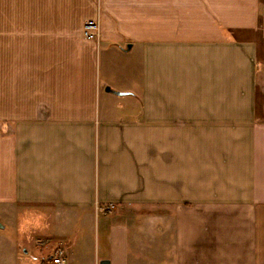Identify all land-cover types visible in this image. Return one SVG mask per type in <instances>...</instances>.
<instances>
[{"label": "crops", "instance_id": "0c3cea01", "mask_svg": "<svg viewBox=\"0 0 264 264\" xmlns=\"http://www.w3.org/2000/svg\"><path fill=\"white\" fill-rule=\"evenodd\" d=\"M6 229L0 264H264V0H0Z\"/></svg>", "mask_w": 264, "mask_h": 264}, {"label": "built area", "instance_id": "2783aa9c", "mask_svg": "<svg viewBox=\"0 0 264 264\" xmlns=\"http://www.w3.org/2000/svg\"><path fill=\"white\" fill-rule=\"evenodd\" d=\"M99 24L97 22L89 21L83 26V38L85 40L99 39ZM46 264H66V260L60 254H54L47 259Z\"/></svg>", "mask_w": 264, "mask_h": 264}, {"label": "rangeland", "instance_id": "374dc122", "mask_svg": "<svg viewBox=\"0 0 264 264\" xmlns=\"http://www.w3.org/2000/svg\"><path fill=\"white\" fill-rule=\"evenodd\" d=\"M0 234H3L5 237H7V238H11V239H13L14 238V236H12L11 234H13L11 231L9 232V230L8 229H6V230H4V231H2V232H0ZM8 239V240H9ZM14 240V239H13ZM31 259V262H35L36 260H37V258L34 256V257H32V258H30Z\"/></svg>", "mask_w": 264, "mask_h": 264}, {"label": "water", "instance_id": "95a60500", "mask_svg": "<svg viewBox=\"0 0 264 264\" xmlns=\"http://www.w3.org/2000/svg\"><path fill=\"white\" fill-rule=\"evenodd\" d=\"M127 48L129 49L130 46H127ZM106 91L109 92V93H114V94H116V95H123V94H121V93L113 92V91H111V90H109V89H106ZM99 264H109V262L106 261V260H104V261H101Z\"/></svg>", "mask_w": 264, "mask_h": 264}]
</instances>
